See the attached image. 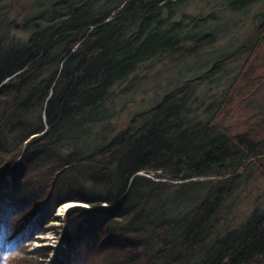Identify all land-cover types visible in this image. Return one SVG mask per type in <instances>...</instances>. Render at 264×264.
<instances>
[{"label": "trees", "instance_id": "1", "mask_svg": "<svg viewBox=\"0 0 264 264\" xmlns=\"http://www.w3.org/2000/svg\"><path fill=\"white\" fill-rule=\"evenodd\" d=\"M13 1L0 0V14L19 12ZM182 1L57 0L37 3L33 16H2L0 153L8 159L0 158V182L16 176L24 162L33 166L37 176L28 188L33 186L29 197L40 206L39 224L53 218L69 196H81L89 207L68 212L69 251L83 243L93 249L107 236V249L119 250L123 264H264V212L255 211L238 230L212 234L213 220L231 195L228 183L264 157V137L232 135L219 122L228 101L208 119L199 116L206 102L192 91L208 74L176 86L126 129L114 123L116 94L131 90L130 80L143 66L175 60L190 46L201 50L228 34L223 22L215 24L223 8L192 21L185 14L176 19ZM255 1L226 0L221 6L237 13ZM257 18L259 37L246 71L264 43V13ZM227 60L232 58L215 67ZM68 175L89 177L105 190L90 192L75 179L66 181ZM202 178L218 180V187L203 198H184L187 209H179L183 195L153 205L167 186L186 189ZM134 196V206L123 204ZM53 202L56 207H49Z\"/></svg>", "mask_w": 264, "mask_h": 264}, {"label": "rangeland", "instance_id": "2", "mask_svg": "<svg viewBox=\"0 0 264 264\" xmlns=\"http://www.w3.org/2000/svg\"><path fill=\"white\" fill-rule=\"evenodd\" d=\"M52 1L57 0H15L12 4L17 5L19 12L14 10L6 15L0 14V19L8 14V17L20 16L19 18L33 16L37 3L51 5ZM224 1L226 0L182 1L176 19L181 18L183 14L187 15L188 21L210 16L216 13L218 6L217 8H223V11L221 10V16H217L220 22L215 24L219 25L223 22L224 24L222 23L220 27L226 26L223 28L229 32L225 34V37H220L221 39L214 45L205 46L196 51L190 46L184 49L181 56L175 60L166 58L155 62L152 66H143L130 80V84L133 85L131 90L122 93L128 88L124 86L125 88L123 87L124 89L122 88L123 90L116 94L111 110L116 113L114 123L118 129H126L132 121L156 107L168 92L173 91L185 80L197 79L208 74V78L192 91L194 99L206 102L204 106H201L199 116L202 119H208L210 111L215 113L220 103L228 101L219 117V122L228 128L232 135L249 133L253 136L258 135L259 138L264 137V43L246 71L249 66L247 61L259 37L261 20L257 16L264 13V0H257L246 11L237 13L221 6ZM217 11L220 12V10ZM166 14L167 11H165ZM16 34L21 35V33ZM225 56L232 60H227L225 64H220L216 68L218 60ZM240 71L244 75L239 77L236 87L232 88L231 94L228 95ZM143 123L144 120L136 126L140 127ZM0 158L5 162L8 156L0 153ZM12 168L13 166L10 167L11 171ZM14 172L16 176L9 175L6 186L1 189L4 195L0 191V264L124 263L123 254L118 253L119 250L112 253V249H107L112 248L107 236L99 237L93 244V249H89L83 243L77 246V249L69 251L65 244L68 212L74 208L89 206L80 200L81 196L73 195L69 198L66 195L67 191L63 192V197L67 196L66 198L69 199L72 197V200L65 204L72 203L74 206L61 216L60 209L65 204L57 207L53 218L50 217L48 221L39 224L40 206H35L29 197L33 186L31 189L28 188L29 183L35 180L37 173L33 166L25 162ZM142 175L159 182L154 176ZM65 178L66 181L70 178L75 179L77 183L83 185L82 187L93 193L105 190L103 185H93L89 177L73 178L68 175ZM161 182L167 181L161 180ZM195 183L197 186H189L186 189L178 183L167 186L160 199L154 201L153 205L160 207L165 202L171 204L173 199H179L183 195L185 197L179 209L181 207V209H187L188 202H185L184 198L196 195L203 198L211 187H218L219 181L202 178L196 179ZM15 186L17 188L14 191ZM227 186L231 195L213 220L215 222L212 234L215 238L240 229L255 211L264 212V157L249 162L239 176L230 181ZM137 198L138 196H134L132 202L126 199L123 204L134 206L137 202L134 200ZM51 204L49 207H56L54 202ZM151 206L149 208L153 211L154 206L153 208ZM124 220L127 221L125 218ZM47 237L53 238L50 246L46 245ZM101 246L105 249L99 252Z\"/></svg>", "mask_w": 264, "mask_h": 264}, {"label": "bare ground", "instance_id": "3", "mask_svg": "<svg viewBox=\"0 0 264 264\" xmlns=\"http://www.w3.org/2000/svg\"><path fill=\"white\" fill-rule=\"evenodd\" d=\"M74 205L72 204V203H68V204H65L63 207H62V209H60V213H59V215L61 216V215H63L67 210H69L70 208H72ZM52 239L53 238H51V237H47V246H50V245H52Z\"/></svg>", "mask_w": 264, "mask_h": 264}]
</instances>
